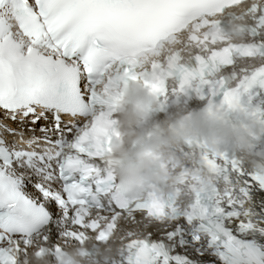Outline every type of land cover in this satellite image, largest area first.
Instances as JSON below:
<instances>
[{
    "label": "snow or ice",
    "instance_id": "snow-or-ice-1",
    "mask_svg": "<svg viewBox=\"0 0 264 264\" xmlns=\"http://www.w3.org/2000/svg\"><path fill=\"white\" fill-rule=\"evenodd\" d=\"M239 2L0 0V110L13 121L31 116L33 125L50 112L53 127L41 131L58 135L55 141L44 137L42 151L25 150L0 135V264H19L34 244L42 245L41 255L51 246L59 264H71L65 245L83 243L89 233L96 244L113 246L106 264H264V170H248L243 159L197 141L201 166L214 181L182 170L177 191L186 188L187 199L149 193L128 201L103 161L121 82L138 79L147 54H157L161 42L178 32L190 30L197 66L185 67L176 52L160 67L166 79L180 74L178 91L193 81L198 92L206 84L212 95L223 90L220 105L210 101V114L224 105L243 111L241 95L256 85L264 88V0H253L242 13L229 11ZM225 14L231 21L247 19L240 25L242 42L230 39L229 21L217 19ZM207 24L211 31L204 30ZM234 55L245 67L233 72L236 86L225 88L215 74L233 65ZM144 85L166 100V83L145 79ZM96 105L107 108L97 113ZM62 115L83 123L62 128ZM73 128L69 139L65 132ZM0 129L15 132L4 124ZM39 139L26 143L31 148ZM32 177L42 199L28 191ZM53 203L58 217L48 207ZM57 219L67 240L52 244ZM96 254L93 246L88 255Z\"/></svg>",
    "mask_w": 264,
    "mask_h": 264
},
{
    "label": "clouds",
    "instance_id": "clouds-1",
    "mask_svg": "<svg viewBox=\"0 0 264 264\" xmlns=\"http://www.w3.org/2000/svg\"><path fill=\"white\" fill-rule=\"evenodd\" d=\"M252 2L240 0L229 11L242 13ZM217 19L229 21L231 40L242 42L246 39L245 33L240 30V25L248 22L246 18L242 16L240 20L231 21L225 14ZM204 30L211 31V24L205 25ZM190 34L188 29L176 33L162 45L157 54H147L146 61L155 63V69L145 67L138 73V79L127 78L120 84L103 161L115 177L116 191L128 201L138 200L149 193L187 199L186 188L177 191L178 174H174V170H195L206 182L214 181L215 176L201 166L200 151L195 147L197 141H206L212 150H224L230 142L232 151L239 158L250 161L255 170H264V157L253 152L250 130L228 119L223 108L217 107L211 114L197 112L183 115L175 121L156 123L145 131L144 121L151 110L160 106L161 100L155 92L145 87L144 80L166 83L165 69L160 65L169 54L180 52L186 59L194 53L195 48L188 39ZM188 141H192L193 151L188 155H180L177 150ZM186 160L192 162L190 167H185ZM93 246L97 248L96 256L88 255ZM40 247L42 245L34 244L32 251L20 259L19 264H59L52 256L51 246H48V254L44 255L40 254ZM65 251V259H70L71 264H106L114 255L111 244H96L90 234L83 243H72L69 250Z\"/></svg>",
    "mask_w": 264,
    "mask_h": 264
},
{
    "label": "bare ground",
    "instance_id": "bare-ground-1",
    "mask_svg": "<svg viewBox=\"0 0 264 264\" xmlns=\"http://www.w3.org/2000/svg\"><path fill=\"white\" fill-rule=\"evenodd\" d=\"M0 119H1L2 121H4V122H5V121L8 122V121H7V118L5 117V115H1V114H0ZM25 120H26V119H25ZM9 124L12 125V126H14V125H16V121L9 122Z\"/></svg>",
    "mask_w": 264,
    "mask_h": 264
}]
</instances>
